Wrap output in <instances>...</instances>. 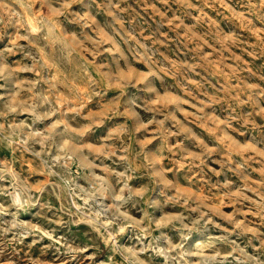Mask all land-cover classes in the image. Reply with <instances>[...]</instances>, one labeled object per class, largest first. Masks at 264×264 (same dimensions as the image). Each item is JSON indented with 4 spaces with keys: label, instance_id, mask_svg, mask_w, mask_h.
Segmentation results:
<instances>
[{
    "label": "rangeland",
    "instance_id": "rangeland-1",
    "mask_svg": "<svg viewBox=\"0 0 264 264\" xmlns=\"http://www.w3.org/2000/svg\"><path fill=\"white\" fill-rule=\"evenodd\" d=\"M0 264H264V0H0Z\"/></svg>",
    "mask_w": 264,
    "mask_h": 264
},
{
    "label": "bare ground",
    "instance_id": "bare-ground-1",
    "mask_svg": "<svg viewBox=\"0 0 264 264\" xmlns=\"http://www.w3.org/2000/svg\"><path fill=\"white\" fill-rule=\"evenodd\" d=\"M67 146V145H66ZM67 147H69V146H67ZM71 147H73V146H71Z\"/></svg>",
    "mask_w": 264,
    "mask_h": 264
}]
</instances>
